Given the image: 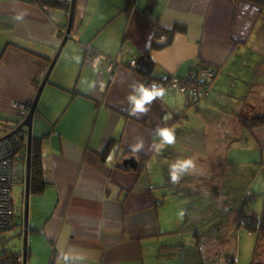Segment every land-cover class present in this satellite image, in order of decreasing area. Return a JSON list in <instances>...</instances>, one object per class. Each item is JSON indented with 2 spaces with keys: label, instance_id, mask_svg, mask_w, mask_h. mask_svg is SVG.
<instances>
[{
  "label": "crops",
  "instance_id": "1",
  "mask_svg": "<svg viewBox=\"0 0 264 264\" xmlns=\"http://www.w3.org/2000/svg\"><path fill=\"white\" fill-rule=\"evenodd\" d=\"M127 3L76 0L69 38L34 116L33 136L46 135L48 186L31 198L28 264H162L157 251L181 223L167 202L155 203L165 195L157 185L165 181L163 160L173 161L166 167L171 176L184 160L192 161L188 175L195 158L208 161L201 175L217 180L197 184L226 192L224 170L234 165L222 150L240 141L241 117L213 87L243 49L259 41L260 6L251 0ZM70 8L0 0V115L28 114L17 104H33L67 32ZM142 55L152 65L151 79L136 70ZM199 64L215 73L200 100L160 85L165 78L185 79ZM148 82L164 95L146 103L147 111H134L131 97L139 98ZM261 127H244L245 137L264 150ZM161 128L173 131V144L162 143ZM223 128L227 141L221 146ZM111 139L115 148L104 159L100 154ZM140 155L150 158L149 174L123 164ZM157 160L162 175L152 171Z\"/></svg>",
  "mask_w": 264,
  "mask_h": 264
},
{
  "label": "rangeland",
  "instance_id": "2",
  "mask_svg": "<svg viewBox=\"0 0 264 264\" xmlns=\"http://www.w3.org/2000/svg\"><path fill=\"white\" fill-rule=\"evenodd\" d=\"M243 51L244 52H241L242 58L235 64H229L220 78L218 77L219 80L217 79L218 82L216 80L217 83H215L213 87L225 93L220 97L221 101L235 107L237 114L241 118L253 116L257 113H264V53H262L264 52V43L261 41L255 42L251 47L244 48ZM248 66H253V68L249 69ZM22 112L23 110H19V113H17L15 117L23 119ZM238 115H236V117L239 118ZM11 124L15 125V123ZM261 128L264 127L262 126ZM226 131L227 130L223 128L224 139H220L221 146L227 141V139H225ZM238 132L241 135L240 141L235 142L231 149L224 146L222 150V153L231 157L230 163L234 165L233 168L231 167L230 171L229 169L227 171L224 170L226 171L225 183L228 182L226 192L228 193L230 190H234L233 193L230 192L232 196H238L243 192L247 194V190L253 193L255 192V198L251 204L253 209L261 214L264 209V150H261L255 145V140L250 137H245L247 131L242 124L239 125ZM202 142L203 146H205V138ZM197 146H199V144H197ZM154 162L152 171L156 173L159 172V174L163 172V168L173 163V161L163 160L162 168L159 160ZM202 163V159H194V170L191 175H188L186 172L188 168H181L179 167L181 164H179L175 170L177 174L176 187L162 188L166 183L163 178L157 183V185L162 183L161 188L164 190H161V192L163 194H170L176 189H183L185 185L195 186V182H201V179L200 181L196 179L199 180V174L205 171V168L201 166ZM228 166L229 164H226L225 168ZM164 172V176L165 174H169L167 171ZM171 174H173V171ZM182 178L184 181L181 183L180 180H182ZM12 192L13 204L17 215V224L15 228L5 232L0 238V252L6 249L16 253H22L23 255L25 242L21 220L22 210L25 208V180H23L22 176L18 173L15 174ZM200 197L169 196L166 205V207H168L167 210L170 211L172 216H179L181 223L175 228V232L170 236L171 239H166L164 243H182L185 247L174 258L163 260L162 262L164 264H201V259L193 243L195 239L194 228H202L206 225V218L202 219L199 217L203 216V214H208L214 207L208 205V202L211 203L209 195H201ZM31 198L32 195L30 197V205ZM185 208H190V221L188 223L186 222ZM208 229L209 228H207V230ZM211 235L213 236V233ZM234 237V242L228 240L224 245L222 244L220 251L223 250V252L227 253L234 252L237 260L236 264H251L259 241L258 235L241 227L234 232ZM29 247L30 243L28 236V248ZM261 247L263 249V246ZM221 258L224 260V257ZM262 259L264 261V255Z\"/></svg>",
  "mask_w": 264,
  "mask_h": 264
},
{
  "label": "trees",
  "instance_id": "3",
  "mask_svg": "<svg viewBox=\"0 0 264 264\" xmlns=\"http://www.w3.org/2000/svg\"><path fill=\"white\" fill-rule=\"evenodd\" d=\"M33 3L39 4L40 6H50L55 8H65L68 11L67 5L60 2V0H30ZM258 4L261 8V15L257 35L258 40L264 43V0H251ZM129 6L132 4V0H128L127 3ZM262 24V25H260ZM177 28V25L175 26ZM174 27V29H175ZM173 29V30H174ZM172 30V31H173ZM263 48V46H262ZM88 52V48L86 49V53ZM264 53V52H263ZM144 56V55H142ZM141 56V57H142ZM145 57V56H144ZM206 65V64H205ZM207 66V65H206ZM139 73L144 75V77L153 78L152 75H146L143 68L137 67L136 69ZM159 81V80H157ZM214 78L205 77L202 79V82H208V85L212 84ZM148 82L146 89L151 90L153 86ZM163 82L161 81L160 85ZM160 85L157 87L159 88ZM206 91L208 89H201L198 87V91L192 95V98L195 96L197 100H200L202 97L199 95H206ZM190 96V95H189ZM28 105H32L28 103ZM25 110V109H24ZM28 112V110H26ZM23 113V112H22ZM24 119V116H23ZM23 119L17 117H8L0 115V138L9 134V132L15 130L21 123ZM143 120V119H142ZM11 123H15L12 125ZM240 123L246 128L247 131L253 132V129L256 127L264 126V113H257L253 116H246L241 118ZM27 129V128H25ZM46 135L33 138L32 143V158H31V195H41L46 192L48 182L45 178V168L43 165V147ZM116 145V141L111 139L108 142L106 149L100 154L104 159L107 154L111 152ZM139 167L138 170L140 172L150 173L149 169H147L148 163L150 162V158L145 155L139 156ZM12 162L14 164L13 175L15 178V174H20L23 180L26 179V167H27V148L21 149L16 156L12 158ZM205 163V164H204ZM202 167H209V163L203 162L201 164ZM227 171V168H225ZM164 171L168 170L164 168ZM226 171L224 178L226 177ZM191 175V174H190ZM208 174L202 176L201 174L198 176L199 180H203L206 183H210V179L214 182L217 180V176H213V174ZM199 181L198 179H196ZM184 180H180L182 183ZM212 181V182H213ZM14 182V181H13ZM165 185L162 188L168 187H176L177 179L173 181L172 176L170 174H165ZM162 185V184H161ZM195 182V186L185 185L181 190H174L170 194H165L159 201H156V204H163L168 201L169 196H191L195 197V195H209L211 198V203L208 202V205H212L214 207L208 214H203L199 218H206V225L202 228L197 227L194 228V247L198 252V256L201 259V264H236V256L234 252H223L220 251L222 244L231 240L234 242V232L241 227L246 228L249 232L256 233L258 235V245L254 252V259L251 264H264L262 259L264 255V209L261 214H259L252 207V201L255 198V194L253 192H248L244 197H238L236 195L232 196L230 192H222L220 187H216L215 185L211 188L212 184H208L209 190H201ZM207 187V189H208ZM219 198V199H218ZM192 208V207H190ZM190 208H185L186 222L190 221ZM193 215V214H192ZM16 211L14 207V227H16ZM196 217V216H195ZM219 219V220H218ZM185 225V224H184ZM22 231L24 230V209L22 210V220H21ZM207 228H209L207 230ZM213 233V236L211 235ZM212 236V237H211ZM219 236V237H218ZM215 237V239H214ZM218 237V239H217ZM214 243H213V242ZM263 246V249L262 247ZM185 247L184 244H167L162 243L157 251V260H170L177 256L179 252ZM4 256H13L19 263L23 264L24 254L16 253L11 250H3L0 252V257ZM221 257H224L222 260ZM162 264H164L162 262Z\"/></svg>",
  "mask_w": 264,
  "mask_h": 264
},
{
  "label": "built area",
  "instance_id": "4",
  "mask_svg": "<svg viewBox=\"0 0 264 264\" xmlns=\"http://www.w3.org/2000/svg\"><path fill=\"white\" fill-rule=\"evenodd\" d=\"M73 0H60L61 3L70 6ZM96 55V54H94ZM96 61L108 62L110 67L114 66V62L110 61L106 56L97 54L94 56ZM214 71L210 70L205 64H199L194 73L185 77V79H161L164 87L169 89H177L183 95L189 96L201 89H208V82H202L205 77H214ZM208 92V91H206ZM207 94V93H206ZM204 96V95H203ZM202 97V95H199ZM198 98V96H197ZM195 97V99H197ZM22 109L30 111L32 105L17 104ZM28 131L25 128L15 129L9 134L0 138V238L2 235L13 229L14 227V204H13V181H14V164L12 158L18 154L21 149L27 148ZM0 264H21L13 256L0 257Z\"/></svg>",
  "mask_w": 264,
  "mask_h": 264
},
{
  "label": "water",
  "instance_id": "5",
  "mask_svg": "<svg viewBox=\"0 0 264 264\" xmlns=\"http://www.w3.org/2000/svg\"><path fill=\"white\" fill-rule=\"evenodd\" d=\"M75 4L76 0L72 1L71 8H70V14H69V23L67 26V32L64 36V39L54 57L52 60L50 67L42 80L40 87L37 91L36 97L33 101L32 107L27 115L24 116V119L21 121L20 125L16 129H22L27 128L28 131V145H27V167H26V179H25V210H24V242H25V248H24V257H23V264H28V235H29V212H30V197H31V158H32V143H33V122H34V116L37 110V106L40 100V97L42 95V92L50 78L51 72L53 68L55 67V64L58 60V57L65 46L69 34L71 32L72 28V22L74 18V12H75ZM137 65L145 69V73L149 75L152 72V65L148 62V60L145 57H140L137 60ZM124 166H130L134 169H138L139 167V161L136 157H130L123 161Z\"/></svg>",
  "mask_w": 264,
  "mask_h": 264
},
{
  "label": "clouds",
  "instance_id": "6",
  "mask_svg": "<svg viewBox=\"0 0 264 264\" xmlns=\"http://www.w3.org/2000/svg\"><path fill=\"white\" fill-rule=\"evenodd\" d=\"M17 20L21 19V17L17 16ZM141 95L139 98L133 96L131 99L135 103V109L134 111H140V112H145L147 109L144 108V105L146 103L151 102L156 96H163L164 91L163 89H156L155 86L151 90L145 89L141 87L140 89ZM159 136L162 138V143H167V144H173L175 142V136L173 134V131L169 128H161L159 129L158 132ZM111 157L109 156L108 159ZM192 166V161L191 160H184L179 167L181 168H188ZM172 179L175 181L177 179L176 173L174 172L172 174Z\"/></svg>",
  "mask_w": 264,
  "mask_h": 264
}]
</instances>
